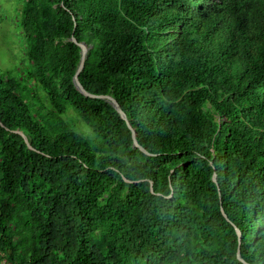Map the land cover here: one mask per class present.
I'll return each mask as SVG.
<instances>
[{
  "label": "trees",
  "instance_id": "1",
  "mask_svg": "<svg viewBox=\"0 0 264 264\" xmlns=\"http://www.w3.org/2000/svg\"><path fill=\"white\" fill-rule=\"evenodd\" d=\"M17 1L0 264H264V0Z\"/></svg>",
  "mask_w": 264,
  "mask_h": 264
},
{
  "label": "rangeland",
  "instance_id": "2",
  "mask_svg": "<svg viewBox=\"0 0 264 264\" xmlns=\"http://www.w3.org/2000/svg\"><path fill=\"white\" fill-rule=\"evenodd\" d=\"M23 4L17 0H0V68L17 75L25 57V44L20 27ZM73 115V114H72ZM80 131L91 136V130L83 123Z\"/></svg>",
  "mask_w": 264,
  "mask_h": 264
},
{
  "label": "water",
  "instance_id": "3",
  "mask_svg": "<svg viewBox=\"0 0 264 264\" xmlns=\"http://www.w3.org/2000/svg\"><path fill=\"white\" fill-rule=\"evenodd\" d=\"M73 41L75 43H77V40L76 39H73ZM80 48H81V53H82V58H81V62H80V65H79V68H78V71H77V74L75 75V78H74V83L77 87V89L83 93L86 97H91V98H97V97H100V98H105L107 99L114 107L115 109L118 111V113L124 118V120L127 121L129 127L131 128V130L133 131V138H134V146L135 147H138L140 148L141 150H143L144 152H146L138 143V140L136 138V134H135V131L133 129V127L131 126L130 122L127 120V117L126 115L122 112V110L120 109L119 107V104L117 103L116 99H114L113 97L111 96H96V95H92L90 93H88L85 88L83 87V85L81 84L80 80H79V74L81 73V71L84 69L85 67V61H86V58H87V53L89 51V47L88 45L85 43V42H82V43H78ZM147 153V152H146ZM214 181L217 183V175L215 174L214 175ZM152 191H153V187H152ZM225 217L227 218V215L224 214ZM238 236H239V240L241 241V232L238 230ZM239 259L241 261H243L240 257Z\"/></svg>",
  "mask_w": 264,
  "mask_h": 264
}]
</instances>
